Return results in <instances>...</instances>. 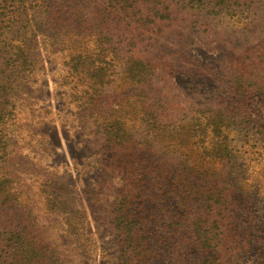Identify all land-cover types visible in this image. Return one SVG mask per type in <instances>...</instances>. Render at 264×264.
I'll list each match as a JSON object with an SVG mask.
<instances>
[{
    "label": "rangeland",
    "instance_id": "rangeland-1",
    "mask_svg": "<svg viewBox=\"0 0 264 264\" xmlns=\"http://www.w3.org/2000/svg\"><path fill=\"white\" fill-rule=\"evenodd\" d=\"M154 2L141 31L121 1L17 0L28 61L0 92V264H122L125 252V264H195L208 237L226 264H264V128L248 122L253 111L264 125V96L236 90L264 87V0ZM65 6L105 17L104 54L72 58L75 33L45 20ZM131 59L149 61L150 80L124 73ZM218 114L226 158L198 136ZM111 122L130 153L111 150ZM138 246L159 257L139 263Z\"/></svg>",
    "mask_w": 264,
    "mask_h": 264
},
{
    "label": "trees",
    "instance_id": "trees-1",
    "mask_svg": "<svg viewBox=\"0 0 264 264\" xmlns=\"http://www.w3.org/2000/svg\"><path fill=\"white\" fill-rule=\"evenodd\" d=\"M114 1H116L117 4L120 3L121 1L127 4L128 7L134 9V13L130 17L132 21L135 20L136 25H139L138 28H140L141 31H146L147 29H149L147 23L148 22L147 13L144 10L145 6L149 5L150 6L149 11L151 12H154V10L159 12V9H157V7L155 6L157 4L154 2L155 0H114ZM229 1L233 3L236 2V0H229ZM16 2L17 0H7L6 3L8 4V7L11 11H9L6 14L0 13L1 16L0 17V92L6 88L5 85L11 89L12 83L18 82L20 78L24 76L25 72L23 73V71L25 70V66L28 61V56H27L28 52L24 44L20 43V38H19L20 35L24 34L23 32L26 26L27 27L29 26L28 23L24 24V22L28 20V17H26L27 14L26 12L21 11L20 13V11L16 12V10H14L17 6ZM65 7L66 9L60 11H50L48 9V12H46L45 20L51 17L55 18L56 23L65 20V22H67L66 29L71 30L75 33V35L72 37L75 39L70 49L73 55L72 58H76L77 61H85L86 59L91 58L89 54H94V55L104 54L107 49L104 46L106 41L107 44L110 43L111 41L109 40L111 35L107 33L106 27L104 25L105 17H103L100 20H98V18H93L90 22H88L83 18L82 13H80L78 10L73 8H68V6ZM24 9L27 8L24 7ZM165 16L168 17L169 15H165ZM73 21H77V22L71 24ZM95 21H97V24L94 23ZM42 23L43 20H40L36 24H42ZM39 28L40 30H42V35H45V31L47 29H42L41 27ZM93 41L96 42L94 48L89 46V43L92 45ZM102 41L105 43H102ZM139 42L140 41L137 37L133 38V46H136ZM116 50L117 49H115V55H117ZM90 51L95 53H89ZM95 63L96 60L91 62V64H95ZM99 66L100 69L103 68L101 65ZM124 73H130L131 77L130 76L129 77L131 79L137 78L136 82L143 84L151 79L154 73V68L147 60L131 59L130 63H127L126 66L124 67ZM248 82L249 84H247ZM247 83L244 81V79L242 83L239 81L236 82V90L238 95L244 97L246 101L249 98L250 103H252L250 99L252 95L253 96L256 95L259 98L260 96H264V92H263L264 87L259 85L258 82L252 83L251 81H247ZM2 99L3 96L0 93V119L5 110L2 109L4 108V105L2 104L3 102ZM98 101L95 100L93 101L94 104L93 108H96L97 110H99L96 107ZM248 113L250 115V117L248 118L249 124H252L253 127L257 129H260V127L264 128V125H262L259 122L258 118L256 117L258 116L255 115L256 112L248 111ZM205 123L206 125L204 126L202 125L198 133V136L204 139V141H206L208 137H211V146L215 148V150H218L219 152L218 154H222L225 157V154H228V150H227L228 147L224 143L223 139L221 138L219 139V137H217L221 135V133L223 132L224 124H223L222 115L218 114L214 118L211 119L208 118V121H205ZM105 128L109 129V130L105 129L107 131V134H111L112 131H115V129L118 128L117 132L114 133L115 136H110L109 139L110 140L109 146L111 150L114 153H116V155L130 153L131 143L129 141L132 139H130L129 137H125L123 135V133L125 132L123 126L119 125L118 123L114 124L111 122L108 123ZM150 144H151L150 140H145L143 142H139L137 145L141 146V148H145L146 147L145 145L148 146ZM222 144L224 145V148ZM181 162L182 161L178 162L177 164L178 168L180 167ZM181 171L184 172L183 170ZM182 181L185 183L186 179L183 178ZM132 223L133 221H130V223L128 224H132ZM198 248L200 250L199 260L197 259L195 264H226V262L223 261L220 256L221 253L219 252L218 246L216 248L213 246L212 238L208 237L205 238V240H203L201 243L199 242ZM134 252H135L134 254L135 256L133 257V259H135L139 263H142L144 260H146L147 263H150L152 262L153 259H157V257H159V254L155 253L154 250L143 249L141 246H138ZM126 255L127 252H125L123 255L122 264H125L131 259L130 256L127 257Z\"/></svg>",
    "mask_w": 264,
    "mask_h": 264
}]
</instances>
